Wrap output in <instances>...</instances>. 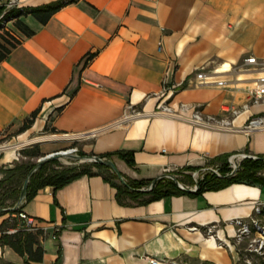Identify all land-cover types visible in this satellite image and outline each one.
Here are the masks:
<instances>
[{
    "label": "crops",
    "instance_id": "obj_1",
    "mask_svg": "<svg viewBox=\"0 0 264 264\" xmlns=\"http://www.w3.org/2000/svg\"><path fill=\"white\" fill-rule=\"evenodd\" d=\"M11 1L0 0V17ZM55 1L18 0L17 6ZM20 19L34 34L8 22L20 43L0 63L2 136L23 141L55 129L80 139L88 154L132 150L133 165L114 162L123 175L144 180L166 169L221 164L235 153L264 156V129H240L264 114V101L233 117L238 130L147 115L162 103L185 102L231 117L229 106L248 102L247 90L263 74L244 62L264 59V0H76L46 23L31 13ZM199 72L213 83L201 82ZM128 106L146 114L122 121ZM20 161L15 150L0 151V180ZM104 175L48 185L24 202L23 210L47 227L40 237L43 260L30 264H152L154 258L239 264L233 221L264 223V184L233 183L138 204L119 202ZM7 216L0 215V224ZM208 225L214 234L204 231ZM0 256L26 260L9 246H0Z\"/></svg>",
    "mask_w": 264,
    "mask_h": 264
},
{
    "label": "trees",
    "instance_id": "obj_2",
    "mask_svg": "<svg viewBox=\"0 0 264 264\" xmlns=\"http://www.w3.org/2000/svg\"><path fill=\"white\" fill-rule=\"evenodd\" d=\"M76 0H58L45 5L37 7H20L14 6L9 9L0 17V63L7 58L19 43L20 39L14 34L12 29L8 27V22L12 21L14 26L19 29L22 33L27 36L34 34L21 19L22 15L33 14L42 23H46L52 15L62 8L64 5L74 2ZM37 116V111L32 114V117L28 119L20 131H23L31 123H33L35 117ZM52 133H57L55 129ZM7 136H2L0 131V143L5 141ZM20 154L23 156L20 162L7 170L9 174L5 179L0 180V186H5V189H10L7 185L14 181V179L21 180L19 186H14L11 188L13 197L10 198L11 205L1 206L2 207H14L17 202L19 195L21 193L24 181L28 176V173L36 166L37 162H32V158L43 155V151L40 147L32 146V148H23L20 150ZM82 155H88L87 153H82ZM91 155H94L91 153ZM99 156L111 159L114 161L116 157L125 160L128 164L133 165L135 162L134 152L118 150L114 152H107L99 154ZM228 160V159H227ZM227 160L220 164L224 175L222 177L217 176L214 173H207L203 179L199 182V188L197 191H187L179 187L176 180L168 177H163L159 179L156 184L149 190L140 191L142 188H149L153 180L144 179H131L124 175L127 180L128 185L120 183H114L110 180L108 176L104 175V178L114 185L118 192L117 197L119 202L127 203L126 199L131 200L134 203L143 204L149 203L154 200L161 199L165 196L181 194V193H200L204 190H216L226 187L233 183H260L264 184V156H257V158L247 157L242 160L240 167L236 172L231 175L226 173L229 171ZM58 160L52 159L45 162L41 168L33 173L30 178L28 185V192L26 200L31 199L35 193L48 185L53 186L55 189L59 188L73 179L84 175H94L102 174L104 171H111L115 178L118 176L106 165L100 164L98 162H92L91 164H86L83 167H63L59 166L57 168H52L53 165L57 164ZM199 166H188L177 172H173L177 180L186 185H191L194 180L188 171L198 168ZM96 169V171H94ZM179 176L183 177L179 178ZM23 179V181H22ZM25 200V201H26ZM24 203L19 207L12 210H6L0 213V215H8L0 224V246H9L14 251H16L20 256L26 257V260L22 264H30L31 262H41L44 257L45 249L41 244L40 237L44 235L45 231L39 229L36 232L26 231L19 229L16 232H9L17 226L18 218L16 214L20 209H23ZM262 213V207L261 212ZM0 264H19L11 261L4 260L0 256ZM204 264H210L208 262Z\"/></svg>",
    "mask_w": 264,
    "mask_h": 264
},
{
    "label": "built area",
    "instance_id": "obj_3",
    "mask_svg": "<svg viewBox=\"0 0 264 264\" xmlns=\"http://www.w3.org/2000/svg\"><path fill=\"white\" fill-rule=\"evenodd\" d=\"M18 0H12L8 4V8L17 6ZM245 69H257L263 74L258 76L254 85L249 88L248 91V102L243 104L241 107L229 106L226 110L230 112L231 117L229 116H220L215 114H210L204 112L200 106H196L190 103H181L178 107H174L168 103H162L159 107L154 109L147 115L150 116H168L172 118L181 119L187 121L195 126L212 128L217 130H238L234 123L233 117L238 116L242 110L248 109L250 104L260 103L264 101V59H258L256 56H250L245 59L244 62ZM198 78L201 79L203 83H213V76H207L203 72L197 74ZM219 84H224L225 81H215ZM146 112L143 110L137 109L134 106H128L122 121H130L135 118L145 115ZM248 133H252L256 130L264 129V114L263 115H254L248 122L240 128ZM64 137H72L68 134H64ZM75 137V136H74ZM9 146H0V151L7 149ZM247 157L255 158L256 155L246 154V153H235L228 157L227 163L229 171L227 175H231L238 170L243 159ZM194 183L191 185H186L180 182V186L183 188H190L194 191H197L199 188V182L203 179L205 174L214 173L219 177L224 175V172L221 169L220 164H207L206 162L200 165L198 168L193 171H188ZM164 174H172L169 169L165 170ZM168 178H171L169 175ZM23 203L19 204V208ZM257 212L260 214L261 206L257 207ZM18 218L17 226L13 229H10L9 232H16L19 229L36 232L39 229L46 231L47 227H44L36 222V219L26 213L23 209H20L16 214ZM236 231H235V240L238 246V252L241 256V261L244 264H256L254 258L260 257L264 258V223L258 218L253 217L250 219H241L237 218L233 221ZM191 229H198L196 226L191 227ZM204 231L207 234H214L215 226L208 225L205 227ZM152 264H158L157 259H151ZM171 264H185L184 262L178 260H172Z\"/></svg>",
    "mask_w": 264,
    "mask_h": 264
},
{
    "label": "rangeland",
    "instance_id": "obj_4",
    "mask_svg": "<svg viewBox=\"0 0 264 264\" xmlns=\"http://www.w3.org/2000/svg\"><path fill=\"white\" fill-rule=\"evenodd\" d=\"M35 140L36 141H32L29 143H25L23 145L20 146H12L11 145H16L17 143H22L25 142L27 140ZM82 142L80 141V139H73L70 137H64V135L62 134H57V133H52V132H40L39 134H37L36 136H32L29 139L23 140L21 141L20 139H13V138H6L5 141H3L2 143H0V146H9L10 148L7 149H3L2 151H7V150H15L17 152V156L21 159H23V156L20 154V150L23 148H32V146H37L40 147L41 150L43 151V155L41 156H37L32 158V162H38V160L41 157H44L46 155L52 154V153H60L63 151H71L73 152L72 155L78 154V155H82V153H86L85 151H83L82 146H81ZM88 154V153H87ZM58 160V163L53 165L52 168H57L59 166H63V167H83L86 164H91L92 162H82L79 159L75 158L74 156H64V155H59V157L56 159ZM196 169V168H195ZM194 169H192L191 171H193ZM94 171H96V169H94ZM103 173H105L108 177H110L114 182L116 183H120V179L119 178H115L111 171H104ZM179 178H182L181 176H179ZM23 181V179H22ZM21 180H17L14 179V181L10 182L7 186L10 189H5V186H0V209L1 206H7V205H11V201L10 198L13 197L14 194H12L11 192V188H13L14 186H19ZM3 208H7V207H2ZM256 264H264V258H260V257H255L254 258ZM239 264H244L243 261H240Z\"/></svg>",
    "mask_w": 264,
    "mask_h": 264
},
{
    "label": "water",
    "instance_id": "obj_5",
    "mask_svg": "<svg viewBox=\"0 0 264 264\" xmlns=\"http://www.w3.org/2000/svg\"><path fill=\"white\" fill-rule=\"evenodd\" d=\"M59 155L74 156L75 158L79 159L82 162H98L100 164L106 165L118 176V178L120 179V181L123 184L128 185L126 178L124 177V175L122 174V172L120 171V169L118 168L116 163L113 160H111V159H106V158H103V157H101L99 155H96V154H94V155H91V154H88V155H78V154L72 155L70 150L69 151H63V152H60V153H52V154L46 155L44 157H41L38 160L36 166L28 173V176L26 177V179L24 181V184H23V187H22V190H21V194H20V198H19L17 204L14 207L0 209V213L5 212L6 210L15 209V208L18 207L19 204L24 203L25 200H26L27 192H28V185H29V182H30V178L33 175V173L35 171H37L39 168H41L42 165L45 162H47L49 160H52V159H57L59 157ZM255 158H257V157H255ZM168 175L172 179L176 180V183L179 185L180 188H182L184 190H187V191H194V190H192L190 188H183L182 186H180V182L177 180V178H176V176L174 174H168ZM168 175L167 174H162V175L158 176L157 178H155L152 181V183L150 184L149 188H142V189H139V190L140 191H146V190L151 189L156 184V182L159 179H161L163 177H167Z\"/></svg>",
    "mask_w": 264,
    "mask_h": 264
},
{
    "label": "bare ground",
    "instance_id": "obj_6",
    "mask_svg": "<svg viewBox=\"0 0 264 264\" xmlns=\"http://www.w3.org/2000/svg\"><path fill=\"white\" fill-rule=\"evenodd\" d=\"M32 141H36V139L35 140L30 139V140H27V141L22 142V143L20 142V143H17L16 145L15 144L14 145H11L10 147H12V146H20V145H23L25 143H29V142H32ZM10 147H8V148H10ZM71 153H73V152H71Z\"/></svg>",
    "mask_w": 264,
    "mask_h": 264
}]
</instances>
